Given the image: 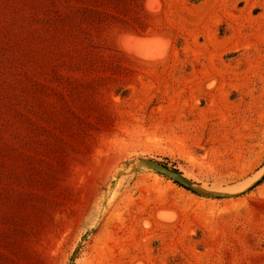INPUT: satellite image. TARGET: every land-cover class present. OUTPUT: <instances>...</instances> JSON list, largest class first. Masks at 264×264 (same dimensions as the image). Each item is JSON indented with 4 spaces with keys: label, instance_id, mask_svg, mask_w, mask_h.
<instances>
[{
    "label": "rangeland",
    "instance_id": "rangeland-1",
    "mask_svg": "<svg viewBox=\"0 0 264 264\" xmlns=\"http://www.w3.org/2000/svg\"><path fill=\"white\" fill-rule=\"evenodd\" d=\"M262 176L264 0H0V264H264Z\"/></svg>",
    "mask_w": 264,
    "mask_h": 264
},
{
    "label": "trees",
    "instance_id": "trees-1",
    "mask_svg": "<svg viewBox=\"0 0 264 264\" xmlns=\"http://www.w3.org/2000/svg\"><path fill=\"white\" fill-rule=\"evenodd\" d=\"M201 0H190V2H192V3H199ZM142 10H143V12H144V14L145 15H147V16H151L152 14H150V13H148V12H146L145 11V9H143L142 8ZM87 11V10H86ZM93 13H97V14H100V12H98V11H96V10H93L92 11ZM120 19H118V18H114V21H112V25H111V28H113V27H115V28H117V30L119 31V32H133V33H138V34H143V35H153V34H162V35H169L170 34V32H168V31H166V30H154V29H152V30H137V29H135V28H130V29H128V28H125V29H123V28H119L121 25H123V24H120ZM111 22H109L108 23V25L110 24ZM120 30H119V29ZM177 38H173V40H176ZM178 42V41H177ZM178 43H180V42H178ZM118 52L119 53H121V54H123L122 52H120L119 50H118ZM124 55V54H123ZM124 56H126V55H124ZM127 57V56H126ZM127 58H129V57H127ZM130 59V58H129ZM132 60V59H131ZM133 62H136V61H134V60H132ZM136 63H138L139 65H143V66H149V65H154V64H156V63H153V64H149V63H142V62H136ZM264 181V176L256 183V184H254L253 186H251L249 189H248V192H246V193H249L250 191H252L255 187H257L258 185H260L262 182ZM174 183L175 184H177V185H179L180 187H184V186H182L181 184H179V183H177V182H175L174 181ZM185 188V187H184ZM187 189V188H186ZM188 190H191V189H189L188 188ZM191 191H193V190H191ZM193 193H196V192H194L193 191ZM196 194H198V193H196Z\"/></svg>",
    "mask_w": 264,
    "mask_h": 264
},
{
    "label": "water",
    "instance_id": "water-1",
    "mask_svg": "<svg viewBox=\"0 0 264 264\" xmlns=\"http://www.w3.org/2000/svg\"><path fill=\"white\" fill-rule=\"evenodd\" d=\"M150 165L152 168L158 170L159 172L167 175L168 177H170L173 181L181 184L182 186L189 188L191 190H193L194 192L200 194L201 192L199 190H197L195 187H193V185H191L190 183H188V181H186L184 178H182L176 171L170 169L168 166H166L165 164L162 163H158V162H153L150 161ZM263 177V176H262ZM261 177V178H262ZM260 178V179H261ZM259 179V180H260ZM258 180V181H259ZM257 181V182H258ZM256 182V183H257ZM201 195V194H200ZM206 195V194H205ZM208 195H213L215 196V198H223L228 196L229 194H223V193H215V194H208Z\"/></svg>",
    "mask_w": 264,
    "mask_h": 264
},
{
    "label": "bare ground",
    "instance_id": "bare-ground-1",
    "mask_svg": "<svg viewBox=\"0 0 264 264\" xmlns=\"http://www.w3.org/2000/svg\"><path fill=\"white\" fill-rule=\"evenodd\" d=\"M155 54V53H154Z\"/></svg>",
    "mask_w": 264,
    "mask_h": 264
}]
</instances>
